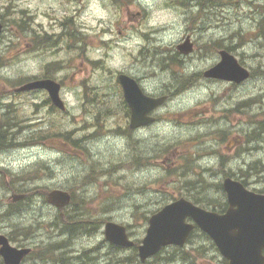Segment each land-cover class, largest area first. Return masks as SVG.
I'll use <instances>...</instances> for the list:
<instances>
[{
	"label": "rangeland",
	"instance_id": "374dc122",
	"mask_svg": "<svg viewBox=\"0 0 264 264\" xmlns=\"http://www.w3.org/2000/svg\"><path fill=\"white\" fill-rule=\"evenodd\" d=\"M14 5L0 6L7 21L0 37V134L8 124L17 145L0 151V233L13 235L15 246L34 248L22 264H129L134 250L107 241V221L127 225L141 241L149 217L174 197L207 195L221 209L227 199L218 184L225 172L264 191V0H16ZM27 22L58 35L67 32L62 22H72L69 30L82 41L73 44L61 36L32 51L23 28ZM188 34L195 49L182 54L177 45ZM229 47L253 73L242 84L204 76L220 61L219 51ZM45 73L63 84L66 111L53 108L45 91L14 92ZM120 73L136 78L149 95L169 96L153 112L157 121L138 132H128ZM181 74L192 83L179 89ZM198 180L209 183L206 193ZM56 188L72 192L74 206L82 205L87 216L78 220L83 230L70 234L72 243L57 252L56 262L44 263L38 257L50 242H64L61 227L75 216L70 206L62 219L48 203L46 193ZM14 193H25L24 209L8 216L19 203L13 202ZM147 264H220V255L197 231L186 249L169 248Z\"/></svg>",
	"mask_w": 264,
	"mask_h": 264
},
{
	"label": "water",
	"instance_id": "95a60500",
	"mask_svg": "<svg viewBox=\"0 0 264 264\" xmlns=\"http://www.w3.org/2000/svg\"><path fill=\"white\" fill-rule=\"evenodd\" d=\"M3 25L0 22V33ZM181 53L193 51L189 37L177 46ZM221 60L204 72L206 77L241 83L251 75L250 71L240 64L237 57L227 50L220 51ZM126 101L131 109V128L147 125L155 120L150 112L162 105L167 97L147 96L138 82L127 74H120ZM44 88L56 106L65 110L66 105L60 96L61 85L53 79H43L24 84L16 91ZM224 188L228 195V208L223 214L206 210L195 205L184 197L165 205L149 219L147 234L143 244L138 246L142 261L158 253L163 246L177 244L184 246L195 224L187 222L190 217L207 232L215 241L222 254L230 264H264V194L247 189L244 184L233 178H226ZM24 195L14 194L18 201ZM71 196L60 189L48 193V201L62 208L69 204ZM106 238L117 245L133 246L128 238L126 227L109 221L105 225ZM30 248H17L10 243L4 234H0V254L5 264H21Z\"/></svg>",
	"mask_w": 264,
	"mask_h": 264
},
{
	"label": "trees",
	"instance_id": "16d2710c",
	"mask_svg": "<svg viewBox=\"0 0 264 264\" xmlns=\"http://www.w3.org/2000/svg\"><path fill=\"white\" fill-rule=\"evenodd\" d=\"M229 49H231V47H229ZM171 58V60L173 61V62H176V63H179V60H178V58L176 57V56H171L170 57ZM177 73H179V72H177ZM182 79H184V80H182ZM180 80H182L181 81V85H180V87H179V89H182V88H186L187 87V85L189 84V83H192V81H187L188 80V77H184L183 76V74H181V76H180ZM179 80V81H180ZM179 93V92H178ZM177 93V94H178ZM176 94V95H177ZM245 102H247V101H245ZM261 126H263L264 127V122L261 124ZM8 124L6 125L5 123L4 124H2L1 125V130H2V132H1V134H0V151L1 150H4V149H7V148H13V147H15V146H17V145H15L14 144V142H13V140H12V138L10 137V133H9V130H8ZM258 130H260V129H256V133H258L259 131ZM188 160L189 161H191V159H189V157H188ZM185 166V162L184 161H182V165L181 166ZM186 166H188V165H186ZM260 169H257V172L259 171ZM171 172V171H170ZM4 175V173H2L1 174V176H3ZM2 179H3V177H2ZM196 183H198L200 186H201V188H204V193H206V190H207V188H206V186L207 185H209V183H204V181L203 180H198ZM195 184V183H194ZM194 184H188V185H192V186H194ZM5 185H7L6 183H5ZM11 187H12V190H14V191H17L18 189L15 187V185L14 184H12L11 185ZM219 188H221V186L219 185ZM261 192H264V191H261ZM192 199H193V201L194 202H196V203H199V204H202V205H205V206H212L213 207V209L214 210H218V211H220V210H222V209H224L225 207H226V205H227V203H225L224 204V206H222L221 207V209L217 206V202H218V200L216 199V198H213V197H208L207 195L206 196H204V197H201V198H195V197H192ZM22 204H23V202H19L17 205H14V204H12V207H15L14 209H8L7 211H6V214H9L8 216H12L13 214H15V213H19V212H22L23 211V207H22ZM19 207V208H18ZM82 207L83 206H81V208H75L74 209V211H75V216L74 217H69L70 219H73V218H76V216H79L78 218H79V220H81V218H83V217H85V215L87 214L86 212H84V211H80V209H82ZM4 214V216H7L5 213H3ZM69 222H71L70 220H69ZM73 223H75L74 225H71L72 223H66L65 222V224H66V229H67V231L70 233V234H75L78 230H81V229H83V226H80L79 225V223H81V221H74ZM10 238H11V240H15V238L13 237V235H11L10 236ZM56 243H57V245H56ZM56 243H54V246L53 247H51V246H48V247H51V248H53V249H50V248H47L46 249V247H45V249H44V256L45 255H51V254H53L54 253V251H55V249L58 247V246H62V247H64V246H66V244L67 245H69L70 243H71V241H69L68 239H65V241L63 242V243H60V242H56ZM177 249V248H176ZM137 258V255H136V253L134 254V259H131V258H129V260L127 261V263H129V262H133L135 259ZM170 258H173V257H169V259ZM123 261H118V264H121ZM0 264H4V261H3V259L0 257Z\"/></svg>",
	"mask_w": 264,
	"mask_h": 264
},
{
	"label": "flooded vegetation",
	"instance_id": "af4514ba",
	"mask_svg": "<svg viewBox=\"0 0 264 264\" xmlns=\"http://www.w3.org/2000/svg\"><path fill=\"white\" fill-rule=\"evenodd\" d=\"M15 1L16 0H0V6H2L3 8H11V7H15ZM45 1V0H43ZM57 1V0H56ZM28 14H32L33 13H28ZM3 18V17H2ZM1 18V19H2ZM2 21V20H1ZM30 21H33V18H30ZM3 22V21H2ZM29 22L26 23V25L24 24V31L25 32H29V38H30V42H28V48L32 51H37V50H40L42 49L43 45L46 44L45 41L48 39V38H59L61 36H66L69 38V40H71L73 42V44H76V40H77V33H75L74 31H71L69 30V28L72 27L71 24H73L72 22H62L61 26L64 27L67 32L66 34L63 33L61 35H58L57 33H50L48 31H38V30H42L43 28L42 27H38L36 29H33L32 27H30L28 25ZM30 24V23H29ZM17 28H19V26H17ZM190 34L186 35V36H189ZM191 36V35H190ZM38 39H39V46H38ZM38 46V47H37ZM47 75L45 73V75L41 76L38 75V76H33V77H30L27 81H34V80H38V79H43V78H46ZM40 91H45V90H40V89H35V90H30V91H27V93H36V92H40ZM46 92V91H45ZM49 102L50 104L52 103L51 102V99L49 98ZM53 108H56L55 106L52 105ZM127 107V106H126ZM127 116L129 117L130 116V110H128L127 108ZM142 130L141 129H138V130H134L135 132H138ZM61 217H63L61 215ZM74 221H71L69 223H73ZM69 235V234H68ZM69 237L71 238V236L69 235ZM72 242V238L70 240ZM34 251V248H32V251H31V254L33 253ZM61 251V250H60ZM38 258H40V260H42L44 263L47 262V263H50V262H56V260L58 259V256H55V257H49V256H39ZM228 262L223 258V257H220V264H227Z\"/></svg>",
	"mask_w": 264,
	"mask_h": 264
},
{
	"label": "bare ground",
	"instance_id": "6f19581e",
	"mask_svg": "<svg viewBox=\"0 0 264 264\" xmlns=\"http://www.w3.org/2000/svg\"><path fill=\"white\" fill-rule=\"evenodd\" d=\"M174 144H176V143H171L170 145H174ZM176 147H179V146H175L174 148H176ZM1 151H3V150H1ZM54 243H55V242H50L51 247L54 246ZM51 247H46V249H47V248L53 249V248H51ZM59 249H62V247L58 246L55 250H59Z\"/></svg>",
	"mask_w": 264,
	"mask_h": 264
}]
</instances>
